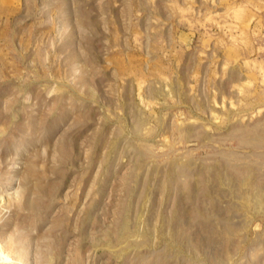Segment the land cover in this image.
Listing matches in <instances>:
<instances>
[{
  "label": "rangeland",
  "instance_id": "rangeland-1",
  "mask_svg": "<svg viewBox=\"0 0 264 264\" xmlns=\"http://www.w3.org/2000/svg\"><path fill=\"white\" fill-rule=\"evenodd\" d=\"M0 264H264V0H0Z\"/></svg>",
  "mask_w": 264,
  "mask_h": 264
}]
</instances>
